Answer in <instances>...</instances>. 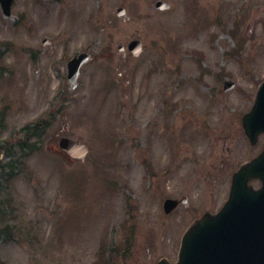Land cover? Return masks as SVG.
Returning <instances> with one entry per match:
<instances>
[{
  "label": "rangeland",
  "instance_id": "rangeland-1",
  "mask_svg": "<svg viewBox=\"0 0 264 264\" xmlns=\"http://www.w3.org/2000/svg\"><path fill=\"white\" fill-rule=\"evenodd\" d=\"M156 1L16 0L9 17L0 5V145L24 156L11 176L0 169V264H175L186 231L262 151L244 118L264 80V0L152 12ZM80 51L72 88L66 63ZM63 136L89 147L86 161ZM168 198L181 200L171 214Z\"/></svg>",
  "mask_w": 264,
  "mask_h": 264
},
{
  "label": "water",
  "instance_id": "water-1",
  "mask_svg": "<svg viewBox=\"0 0 264 264\" xmlns=\"http://www.w3.org/2000/svg\"><path fill=\"white\" fill-rule=\"evenodd\" d=\"M6 16L11 15L14 0H0ZM159 9L169 8L157 2ZM120 17L126 16L124 8L117 10ZM47 43V42H45ZM123 49V47H121ZM135 56L142 52L138 40L129 44ZM87 55H81L69 64V79L76 86L79 70ZM233 87L226 84L225 90ZM244 126L253 143L264 133V82L260 86L255 104L245 117ZM59 146L73 158L85 160L88 147L79 141L63 137ZM250 179H259L262 188L248 186ZM179 202L167 200L165 211L170 213ZM160 264H169L162 260ZM178 264H264V151L252 163L244 166L233 179L232 191L225 207L217 215H208L199 220L184 238Z\"/></svg>",
  "mask_w": 264,
  "mask_h": 264
},
{
  "label": "trees",
  "instance_id": "trees-1",
  "mask_svg": "<svg viewBox=\"0 0 264 264\" xmlns=\"http://www.w3.org/2000/svg\"><path fill=\"white\" fill-rule=\"evenodd\" d=\"M37 127V129H39L40 130V126L38 125V126H36ZM38 130V131H39ZM36 136L38 137V136H40L39 134H38V132H37V134H36ZM15 146H16V149H20V148H25L26 147V144L25 145H22L21 143H19V142H17L15 145H12V149L13 148H15ZM2 151H8V148L7 147H4V146H2V145H0V153L2 152ZM9 152L10 151H8V152H6L7 153V155H10L11 154V160H10V162H8L6 165H3L2 167L0 166V169L2 170V171H4L7 167H10L11 168V171L9 172V175L11 176L12 175V173L14 172V170H15V167H16V165H18L17 163H18V160L17 159H15V157H16V155H17V153H16V151L14 150L13 152H11L10 154H9ZM1 163V162H0ZM20 163V162H19ZM3 175H5V172L3 173ZM7 175V174H6ZM5 175V176H6ZM2 187H0V192H2ZM0 207H1V203H0ZM1 209V208H0ZM132 209H133V207H131V209H130V211H129V214L130 215H132ZM5 211V210H4ZM131 217H134V214L131 216ZM5 218V212H4V215L3 216H1V214H0V220H2V219H4ZM104 245L106 244L105 242L103 243ZM105 251H106V249H105ZM103 257V256H102ZM102 257H100V259L102 258Z\"/></svg>",
  "mask_w": 264,
  "mask_h": 264
},
{
  "label": "flooded vegetation",
  "instance_id": "flooded-vegetation-1",
  "mask_svg": "<svg viewBox=\"0 0 264 264\" xmlns=\"http://www.w3.org/2000/svg\"><path fill=\"white\" fill-rule=\"evenodd\" d=\"M152 12L154 11H160L159 9H157L156 7H154V5L152 6V9H151ZM124 53L126 54V50L124 51ZM69 61V60H68ZM68 63V62H67ZM66 63V64H67ZM153 125V124H152Z\"/></svg>",
  "mask_w": 264,
  "mask_h": 264
}]
</instances>
